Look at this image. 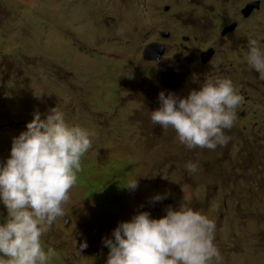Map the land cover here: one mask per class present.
Returning <instances> with one entry per match:
<instances>
[{
    "label": "rangeland",
    "instance_id": "obj_1",
    "mask_svg": "<svg viewBox=\"0 0 264 264\" xmlns=\"http://www.w3.org/2000/svg\"><path fill=\"white\" fill-rule=\"evenodd\" d=\"M250 1L0 0V160L37 112L43 120L56 106L69 126L94 133L65 216L42 237L58 253L50 264H107L104 240L121 222L140 212L158 219L182 203L215 222L222 260L213 264H264V125L253 116L264 108V80L246 59L249 38L264 50V0L244 16ZM173 65L192 72L172 92L160 78ZM219 78L254 100L241 125L225 130L226 146L188 149L174 129L152 123L161 91L185 98ZM96 169L111 195L86 187ZM136 179L137 189L126 188ZM6 217L0 201V222Z\"/></svg>",
    "mask_w": 264,
    "mask_h": 264
},
{
    "label": "clouds",
    "instance_id": "obj_2",
    "mask_svg": "<svg viewBox=\"0 0 264 264\" xmlns=\"http://www.w3.org/2000/svg\"><path fill=\"white\" fill-rule=\"evenodd\" d=\"M252 2L260 0L247 5ZM260 8L261 2L252 10ZM167 9L168 6L164 8ZM234 24L235 21L228 22L221 37L230 33ZM183 38L188 41L190 36ZM148 50L155 54L154 45ZM204 51L200 52L213 49ZM246 59L264 80V50L256 39H248ZM168 68L187 70L174 65ZM184 81L177 89L168 90H178ZM158 99L162 106L151 111L152 123L164 130L174 129L179 142L188 149L208 150L227 145L230 137L225 130L240 126L248 106L254 102L251 95L227 78L206 80L200 90H192L185 98L161 91ZM253 116L257 125H264V108ZM27 129L13 138L12 147H7L6 163L0 160V201L7 209V217L0 222V264H50L58 256L51 246L45 250L42 237L59 217L65 216L64 206L71 199L82 157L91 148L94 136L79 125L69 126L58 106L43 120L37 112ZM3 150L0 147V153ZM185 168L193 174L198 165L188 162ZM126 188L137 189L138 179L129 181ZM164 198L157 195L154 199ZM215 228L207 215L184 203L179 210L169 206L167 214L158 219L140 212L117 226L114 239L105 238L104 244L110 249L107 264H213L222 260L214 243ZM87 247L86 241L79 245L80 249Z\"/></svg>",
    "mask_w": 264,
    "mask_h": 264
},
{
    "label": "water",
    "instance_id": "obj_3",
    "mask_svg": "<svg viewBox=\"0 0 264 264\" xmlns=\"http://www.w3.org/2000/svg\"><path fill=\"white\" fill-rule=\"evenodd\" d=\"M259 5L260 2H252L246 6V10H244L243 13L247 16L249 15L248 13H250L253 8H259ZM234 26L235 24L232 25L230 29ZM213 52L214 51H208L207 53H202V56L206 57L203 59V64H205L208 61L207 57L213 54ZM189 73H191V70L189 69H187L184 72H181V71H174L173 68H168L166 71H163L161 73L160 83L162 85H166L168 88L177 89L179 87L178 85H180L183 82V80Z\"/></svg>",
    "mask_w": 264,
    "mask_h": 264
},
{
    "label": "trees",
    "instance_id": "obj_4",
    "mask_svg": "<svg viewBox=\"0 0 264 264\" xmlns=\"http://www.w3.org/2000/svg\"><path fill=\"white\" fill-rule=\"evenodd\" d=\"M255 117L260 118V115L255 114ZM94 173L91 172L90 179L87 178L86 180L82 179L86 183V187L88 188L89 192L101 195V197H104L106 195L112 194V185L111 183L104 184L102 186L98 185V181L100 176H104V173L99 170H94ZM81 179V178H80Z\"/></svg>",
    "mask_w": 264,
    "mask_h": 264
}]
</instances>
